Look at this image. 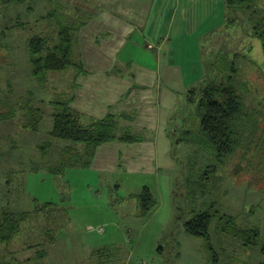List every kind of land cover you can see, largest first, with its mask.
I'll list each match as a JSON object with an SVG mask.
<instances>
[{
  "label": "rangeland",
  "instance_id": "374dc122",
  "mask_svg": "<svg viewBox=\"0 0 264 264\" xmlns=\"http://www.w3.org/2000/svg\"><path fill=\"white\" fill-rule=\"evenodd\" d=\"M201 1L187 22L177 18L171 24H148L145 35L134 32L123 43L119 60L152 64L156 56L148 43L160 42L167 58L180 64L186 91L194 87L195 98L208 80L227 75L224 66L234 60L236 80L250 89L241 91L244 102L258 110L264 134V50L253 35L255 23L264 18V0L247 11L229 8L224 0ZM79 7L73 0L0 1V100L7 102L0 104V114L7 112L0 120V204L30 212L10 243L0 241V264H210L205 240L183 227L195 211L205 209L236 216L239 226L259 230L258 245L245 247L236 237L219 235L212 223L209 232L219 264L263 263L264 158L258 150L240 149L224 165L216 164L204 144L188 133L183 136L184 129H196L195 104L185 95L169 114L172 118L163 121L167 140L159 136L151 145L106 142L90 166L69 162L74 150L84 152L82 145L50 137L52 100L73 96L72 106L85 124L113 112L96 116L88 111L99 98L93 96L95 90L111 76L97 70L94 48L102 54L103 41L82 24L86 17ZM50 11L53 19L46 17ZM64 20L74 29L75 63L50 71L41 84L32 75L27 40L41 34L52 46L58 41L56 23ZM125 114L132 120L115 113L123 131L135 121L130 112ZM263 134H257L256 143ZM46 141L44 156L39 147ZM64 147H69L70 159L62 165ZM212 164L215 173L205 167ZM145 187L155 199L148 213L136 198Z\"/></svg>",
  "mask_w": 264,
  "mask_h": 264
},
{
  "label": "trees",
  "instance_id": "16d2710c",
  "mask_svg": "<svg viewBox=\"0 0 264 264\" xmlns=\"http://www.w3.org/2000/svg\"><path fill=\"white\" fill-rule=\"evenodd\" d=\"M5 4H21L24 0H0ZM227 7L236 11H247L255 7L258 0H224ZM46 17L53 19V11L47 13ZM56 22V21H55ZM58 27V41L52 46L49 45L47 36L36 34L27 40V50L29 61L32 66L33 77L41 84L45 83L50 71H64L72 66L75 61L73 58L74 35L73 27L69 22L62 21L56 23ZM76 29V28H75ZM253 35L262 42L264 50V18L257 20L253 27ZM229 72L222 79L212 78L200 88L199 97L195 98L194 87H190L185 94V99L191 104H195V113L192 115L195 121V131L184 129L183 136L187 133L200 143L204 144L214 156V162L224 165L226 161L238 150L244 149L260 151L264 158V134L261 133L259 114L257 109H250L244 102V88L246 84L236 80V62L232 60L224 66ZM81 69H79L80 71ZM55 105L53 113L52 128L49 131L51 138L72 141L84 148L83 153L74 150L71 162L73 165L90 166L99 146L106 142L120 141L126 143L139 142L143 137L134 134L129 126L124 131L118 125L116 115L107 113L103 117L93 118L88 123L81 122V114L72 106L71 98H58L52 100ZM7 102L0 100L4 106ZM257 104H263L258 101ZM258 105V106H259ZM0 106V107H2ZM38 112L40 110L37 108ZM31 113V110H29ZM36 114V111H34ZM123 117L132 120L130 115ZM7 118V112L0 114V120ZM121 129V130H119ZM119 131V132H118ZM193 132L195 134L193 135ZM257 134L263 137H258ZM183 138V137H182ZM49 141L40 145L41 152L46 154ZM178 144V142H176ZM69 147H64L61 151L62 161L65 164L70 159ZM214 163V164H215ZM206 165L213 173L216 172V165ZM264 165V164H263ZM207 176V175H206ZM204 176V178H206ZM137 200L144 213H148L150 208L155 205V199L145 187L143 191L136 195ZM49 203H46V206ZM43 206V207H44ZM30 215L28 211H13L0 204V241L10 243L20 231L22 222ZM215 222L216 232L221 235L233 236L238 238L245 247L257 246L259 241V230L251 227H241L237 223V217L229 214H221L217 209H205L195 211L183 224L185 231L195 237L205 240V247L208 252L210 264H219L218 252L212 244L210 226ZM264 254V243L260 247ZM40 253V252H39ZM42 251L38 256H43ZM260 264H264L260 263Z\"/></svg>",
  "mask_w": 264,
  "mask_h": 264
},
{
  "label": "crops",
  "instance_id": "0c3cea01",
  "mask_svg": "<svg viewBox=\"0 0 264 264\" xmlns=\"http://www.w3.org/2000/svg\"><path fill=\"white\" fill-rule=\"evenodd\" d=\"M59 1L66 0H54ZM79 2L81 17H86L82 24L96 33L101 49L94 48L97 70H104L111 78L106 86H98L93 94L97 100L94 109L88 111L104 113L130 112L134 122L126 126L146 133L143 140L151 145L159 136H165L163 121L171 119L172 110H177L188 84L184 82L183 70L178 62H171L163 51L162 43L149 42L148 48L155 52L152 64H133L119 60V52L126 39L134 32H143L148 24L174 23L177 18L187 22L192 11L199 9L201 0H73ZM225 2V1H224ZM86 10V11H85ZM85 12L87 14L85 15ZM99 44H96L98 46ZM101 56V57H100ZM105 58V60H104ZM122 62V64H121ZM190 87V86H189ZM101 102V100H103ZM75 102V101H74ZM100 104V107H99ZM73 105V104H72ZM90 106V104H86ZM102 105V107H101ZM85 104H82V107ZM174 108V109H173ZM103 113V114H104ZM111 113V112H110ZM99 118V117H98ZM168 120V119H167ZM147 131V132H146ZM161 133V134H159ZM138 142V143H139ZM136 143V142H133ZM142 143V144H144ZM131 144V143H130ZM96 155V153H95ZM95 158V156H94ZM93 158V160H94ZM92 160V162H93ZM92 164V163H91Z\"/></svg>",
  "mask_w": 264,
  "mask_h": 264
}]
</instances>
